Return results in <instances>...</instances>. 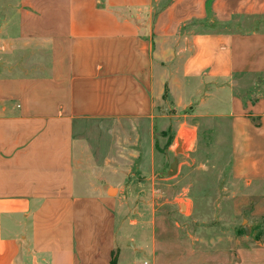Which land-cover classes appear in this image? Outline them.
Here are the masks:
<instances>
[{
	"label": "crops",
	"instance_id": "1",
	"mask_svg": "<svg viewBox=\"0 0 264 264\" xmlns=\"http://www.w3.org/2000/svg\"><path fill=\"white\" fill-rule=\"evenodd\" d=\"M153 1L0 0V264H131L120 184L131 194L154 181L169 105L189 108L180 127L195 136L205 118L230 121L235 153L251 143L241 133L264 128V0H170L156 12ZM179 132L171 150L185 152ZM228 168L220 199L236 198L235 215L253 201L264 219V164ZM150 234L144 225L143 246L128 244L149 255L140 264H264V233L223 236L234 250L219 255H171Z\"/></svg>",
	"mask_w": 264,
	"mask_h": 264
},
{
	"label": "rangeland",
	"instance_id": "2",
	"mask_svg": "<svg viewBox=\"0 0 264 264\" xmlns=\"http://www.w3.org/2000/svg\"><path fill=\"white\" fill-rule=\"evenodd\" d=\"M169 1L154 0L153 12H156ZM205 26L207 25L205 24ZM213 27V30H218L216 26ZM263 77L261 80L264 84ZM240 79L248 83L252 82L251 90L255 89V77L245 76ZM256 88L258 90L261 88V91L264 92L263 86H256ZM260 95L254 92L244 96V109L249 116L255 112L254 106L258 103ZM171 108L170 105L166 107V113L171 117L168 119L166 130L159 133L158 137L157 148L161 152L160 163L162 164L159 167L156 159L157 167L152 168V174L150 173L154 181L145 186L136 182L131 194L125 192V189L129 191V187H127L129 183L125 181L120 184L122 188H125L120 194L123 211L119 225L125 223L127 227H121L119 230L120 236L123 235V237H119V240L122 249H125L124 261H130L131 264L133 262L140 264L143 260L150 258L142 250L131 248L135 246V242L139 246H143L145 240L144 225H147L151 231V240L156 241L158 245L161 241L167 242V248L171 250V255L176 254V251L187 254L192 250L200 254L213 253L215 250V255H219L224 250H234L233 245H226V243L221 242L223 236H243L245 230L249 235L264 233V219L249 214L253 201L250 203L251 206H247L243 210V214L235 215L233 213V203L236 198L233 197L231 206L227 203L229 199H220L218 195L221 187L219 183L221 177L229 173L235 175L233 170L228 168L233 160L234 162L237 159L244 162L255 160L259 166H262V163L264 164V128L246 129L247 133H241L243 135L242 139L244 136L250 137L251 143H247L246 149L235 153L233 140L229 133L231 130L230 121L219 118H205L199 124L195 136L191 130H185L184 126L180 127L185 121H190L185 118L189 113V108L183 110H173ZM253 121L258 123L257 119H253ZM259 123L258 125H261V121ZM178 131H180L179 138L186 141L187 147L185 149L187 151L185 152L171 150ZM193 137L195 142L191 144L190 141ZM175 160H177V171L175 174L170 175V166ZM181 164L183 165L182 168H180ZM145 169L147 171L149 168L145 167ZM140 171L141 169H138L134 173ZM198 180L200 183H195ZM192 193L197 196L200 195L197 197L199 202L198 199L195 202L194 206H197L195 209H192ZM205 193L210 197L209 199L203 197ZM116 194V191H112L110 195L115 196ZM181 204H184L185 210H180ZM219 204L221 205L219 206ZM209 206L211 209L214 207V211H218V214H207V212H210L207 209ZM201 225H203V228H199ZM214 226L221 229L213 231ZM125 236H129L130 239L127 240ZM146 239H149V236ZM170 258L176 257L171 256ZM203 259L207 260V254L202 257L201 261L196 260L193 263L184 264H207L208 260L203 261ZM124 261L122 262L124 263Z\"/></svg>",
	"mask_w": 264,
	"mask_h": 264
},
{
	"label": "water",
	"instance_id": "3",
	"mask_svg": "<svg viewBox=\"0 0 264 264\" xmlns=\"http://www.w3.org/2000/svg\"><path fill=\"white\" fill-rule=\"evenodd\" d=\"M176 171H177V160H175V161L171 164L169 174H170V175H173V174L176 173ZM112 190H113V189H112Z\"/></svg>",
	"mask_w": 264,
	"mask_h": 264
},
{
	"label": "trees",
	"instance_id": "4",
	"mask_svg": "<svg viewBox=\"0 0 264 264\" xmlns=\"http://www.w3.org/2000/svg\"><path fill=\"white\" fill-rule=\"evenodd\" d=\"M112 264H115V260L113 259Z\"/></svg>",
	"mask_w": 264,
	"mask_h": 264
},
{
	"label": "built area",
	"instance_id": "5",
	"mask_svg": "<svg viewBox=\"0 0 264 264\" xmlns=\"http://www.w3.org/2000/svg\"><path fill=\"white\" fill-rule=\"evenodd\" d=\"M148 262L147 261H145L143 264H147Z\"/></svg>",
	"mask_w": 264,
	"mask_h": 264
}]
</instances>
